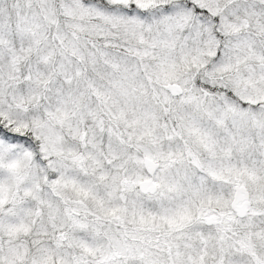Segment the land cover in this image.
<instances>
[{"label":"snow or ice","instance_id":"6c2138e0","mask_svg":"<svg viewBox=\"0 0 264 264\" xmlns=\"http://www.w3.org/2000/svg\"><path fill=\"white\" fill-rule=\"evenodd\" d=\"M0 264H264V0H0Z\"/></svg>","mask_w":264,"mask_h":264}]
</instances>
